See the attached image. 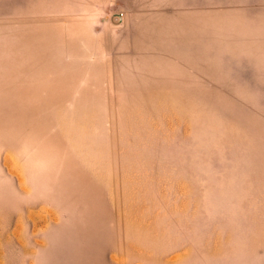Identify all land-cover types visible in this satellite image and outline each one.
Returning <instances> with one entry per match:
<instances>
[{
	"label": "rangeland",
	"instance_id": "374dc122",
	"mask_svg": "<svg viewBox=\"0 0 264 264\" xmlns=\"http://www.w3.org/2000/svg\"><path fill=\"white\" fill-rule=\"evenodd\" d=\"M0 264H264V0H0Z\"/></svg>",
	"mask_w": 264,
	"mask_h": 264
}]
</instances>
